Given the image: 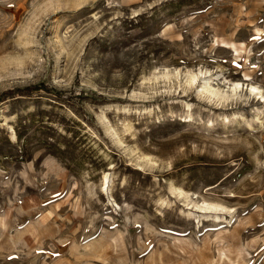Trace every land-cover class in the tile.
<instances>
[{
  "label": "rangeland",
  "instance_id": "rangeland-1",
  "mask_svg": "<svg viewBox=\"0 0 264 264\" xmlns=\"http://www.w3.org/2000/svg\"><path fill=\"white\" fill-rule=\"evenodd\" d=\"M252 83L264 0H0V264H264Z\"/></svg>",
  "mask_w": 264,
  "mask_h": 264
},
{
  "label": "bare ground",
  "instance_id": "bare-ground-1",
  "mask_svg": "<svg viewBox=\"0 0 264 264\" xmlns=\"http://www.w3.org/2000/svg\"><path fill=\"white\" fill-rule=\"evenodd\" d=\"M182 73L185 74V77H186L185 82L189 86H191L193 84L195 85L197 82H199V79L201 77H203V84H202L201 90H200L201 93H204L206 95L208 94L209 97H212V98L215 97L219 100H227L228 101L229 99H233L234 97H236L238 95L241 87L244 86V85L242 86V82L235 81L230 85L229 90H224L220 87V85L219 86L213 85V83H212L213 79H212L211 75L209 74V70H207V69L204 70L201 68L199 69V71H194L193 69H191L189 67H187L185 70H183L181 68H175L173 70L167 68V69H165V71L162 72V74L155 75V78L158 79L160 77L161 78L163 77L169 81V79H171L173 76L176 77V79L177 78L179 79V77H181ZM262 91L263 90L260 88L259 85L254 84V83L250 84V92L251 93H253V94L256 93L259 95V94L263 93ZM261 96L264 97V94H262ZM188 105H190V104H188ZM185 117L191 118L192 115L188 114ZM15 136H16V133H14V137ZM107 182H108V187H107V189H108L109 188V176L106 174L104 177L103 186H105L107 184ZM103 189H105V187ZM178 189H179L180 194L185 193L183 189H181V188H178ZM186 196H188V195H186ZM194 206L196 208H198V210L207 211V212L212 211V210L226 209V206H224L223 204L215 203V202H208L205 200L202 202H195ZM190 213L191 212H189L188 214H190ZM217 217H219V216H217Z\"/></svg>",
  "mask_w": 264,
  "mask_h": 264
},
{
  "label": "trees",
  "instance_id": "trees-1",
  "mask_svg": "<svg viewBox=\"0 0 264 264\" xmlns=\"http://www.w3.org/2000/svg\"><path fill=\"white\" fill-rule=\"evenodd\" d=\"M43 87L41 85H32V86H25L22 88H15V89H10L8 91L3 92L0 95V103L7 100L8 98H15L19 95L21 96H33L34 93L37 91L42 90ZM17 138L18 139H25L24 134L22 133L21 129L17 130Z\"/></svg>",
  "mask_w": 264,
  "mask_h": 264
}]
</instances>
